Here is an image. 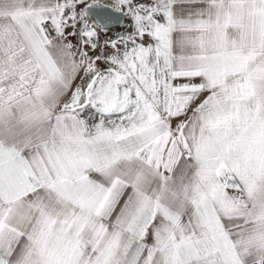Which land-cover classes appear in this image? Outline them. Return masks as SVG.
<instances>
[{
  "label": "snow or ice",
  "instance_id": "1",
  "mask_svg": "<svg viewBox=\"0 0 264 264\" xmlns=\"http://www.w3.org/2000/svg\"><path fill=\"white\" fill-rule=\"evenodd\" d=\"M0 264H264V0H0Z\"/></svg>",
  "mask_w": 264,
  "mask_h": 264
}]
</instances>
